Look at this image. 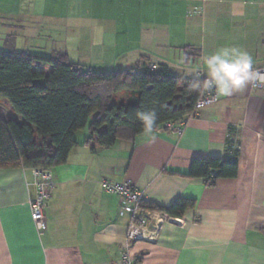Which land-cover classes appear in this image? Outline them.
<instances>
[{"label":"crops","instance_id":"1","mask_svg":"<svg viewBox=\"0 0 264 264\" xmlns=\"http://www.w3.org/2000/svg\"><path fill=\"white\" fill-rule=\"evenodd\" d=\"M82 2L0 0V50L68 57L66 37L50 27L82 16ZM89 7L95 22L80 26L72 60L88 66L80 68L131 67L144 55L189 79L205 55L223 46L248 52L254 69L264 66V0H92ZM85 32L95 34L100 49L93 36L82 40ZM87 135V127L75 132L67 161L50 168L54 186L41 230L30 213L31 169L0 168V264H121L130 212L103 191V177L127 179L143 190L144 201L159 205L194 200L181 216L167 214L153 240L134 242L138 264H264V89L249 84L218 97L186 118L180 132L158 128L93 151L84 144ZM234 153L236 176L213 185L188 176L193 158Z\"/></svg>","mask_w":264,"mask_h":264},{"label":"trees","instance_id":"2","mask_svg":"<svg viewBox=\"0 0 264 264\" xmlns=\"http://www.w3.org/2000/svg\"><path fill=\"white\" fill-rule=\"evenodd\" d=\"M184 48V57L187 53ZM194 78L182 79L165 65H152L142 55L134 66L96 71L80 68L64 51L51 56L0 50V98L21 120L0 115V168H52L67 161L74 134L87 127L90 150L117 140L133 141L142 133L137 112L154 110L157 129L195 115L197 95L189 93ZM127 92L126 103H113ZM211 172H214L211 175ZM237 157L193 158L188 176L207 185L234 177ZM144 209L181 216L194 200L175 198L163 206L142 200Z\"/></svg>","mask_w":264,"mask_h":264},{"label":"built area","instance_id":"3","mask_svg":"<svg viewBox=\"0 0 264 264\" xmlns=\"http://www.w3.org/2000/svg\"><path fill=\"white\" fill-rule=\"evenodd\" d=\"M194 12V10H191ZM260 78H264V66L255 68ZM253 88L264 89V79H257L251 83ZM218 97H214L209 93L203 98V101L197 97L195 105L198 102L203 103V107L214 103ZM202 108V107H200ZM200 108L195 106L196 111ZM185 120L177 122H168L160 129H169L173 132H180ZM33 184L35 186V195L30 200V213L34 226L37 230H41L46 226L45 209L50 196V191L54 186V180L50 168H31ZM214 172H211L213 175ZM99 184L104 192L118 196L123 204L130 212V221L127 225L126 244L120 250L121 264H138L139 256L131 252V247L137 240H153L159 228V224L164 219H170L166 213H162L159 218L151 217L147 214L149 209H144L140 206L143 199V190L133 186L129 180L121 181L111 180L103 177L99 180ZM161 213V212H160Z\"/></svg>","mask_w":264,"mask_h":264},{"label":"clouds","instance_id":"4","mask_svg":"<svg viewBox=\"0 0 264 264\" xmlns=\"http://www.w3.org/2000/svg\"><path fill=\"white\" fill-rule=\"evenodd\" d=\"M190 74L195 78L189 85V93H195L201 101L209 93L214 97L230 96L257 79H264L254 69L252 56L233 46L219 47L205 55ZM195 106L203 107V103L198 102ZM136 116L143 135L152 136L157 129L156 112L140 111Z\"/></svg>","mask_w":264,"mask_h":264},{"label":"rangeland","instance_id":"5","mask_svg":"<svg viewBox=\"0 0 264 264\" xmlns=\"http://www.w3.org/2000/svg\"><path fill=\"white\" fill-rule=\"evenodd\" d=\"M83 2V10H84V13L82 16H72V17H67L66 20L64 21L63 24H66V26H62L61 28H59V26L57 25H54V26H51L50 28L54 30V33L57 37H66L65 39H67V43L64 44V43H61V45L66 49V51L68 50L69 52V58L70 59L69 61L72 62L73 61H76L78 59V53H76V50H75V46L76 45V40H78V31L80 29V26L82 27H91V23H94L95 20L93 18H91V16H89V14H91V11H90V4H91V1L92 0H82ZM68 26V27H67ZM88 36H90V38L93 36L91 42H93V39L95 38L94 35L95 34H90V33H83L82 35V40L85 42V38ZM94 42L96 44H94V47H97L98 49L101 48L100 45H97V40L95 38ZM78 43V42H77ZM5 49V47H4ZM63 50V48H62ZM87 52L84 53V55L86 56ZM81 63V62H80ZM106 63V60L103 61V64L104 65H107L105 64ZM95 67V65H93ZM80 67H88L87 65H80ZM99 67H107V66H99ZM128 101V98H127V92L126 91H123L121 93H118L114 96V99H113V103L115 104H118V103H126ZM0 103L1 104H4L7 108V110L10 111V113L15 116L17 119L21 120V117L15 113H13L10 109V105L9 103L7 102L6 99H3V98H0ZM0 114L3 116V117H11L12 115L11 114H6V112H3V109L1 108V112Z\"/></svg>","mask_w":264,"mask_h":264}]
</instances>
